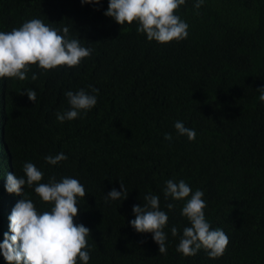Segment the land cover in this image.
I'll return each mask as SVG.
<instances>
[{
	"label": "trees",
	"instance_id": "16d2710c",
	"mask_svg": "<svg viewBox=\"0 0 264 264\" xmlns=\"http://www.w3.org/2000/svg\"><path fill=\"white\" fill-rule=\"evenodd\" d=\"M195 3L185 0L176 12L188 24L187 38L160 44L138 33L136 22L120 26L105 16L108 0H0V31L38 18L68 27L70 38L92 50L78 67L44 73L34 65L24 81L0 78V243L11 235L8 217L18 200L31 199L40 213L53 206L35 185H25L22 196L5 191L7 174L23 177L31 162L43 172L41 183L70 177L84 186L74 222L90 229L88 264H264V102L257 90L264 87V0ZM89 86L98 89L95 107L59 122L56 114L70 109L65 93L92 94ZM26 90L36 92L35 102L20 94ZM176 121L194 129L195 140L179 135ZM59 153L67 160L45 162ZM169 179L204 192L206 220L229 238L221 257L176 251L191 226L181 215L190 197L165 199ZM120 183L127 198L105 202ZM148 194L169 218L166 255L151 233L129 224ZM0 264H7L2 254Z\"/></svg>",
	"mask_w": 264,
	"mask_h": 264
},
{
	"label": "clouds",
	"instance_id": "9594fccd",
	"mask_svg": "<svg viewBox=\"0 0 264 264\" xmlns=\"http://www.w3.org/2000/svg\"><path fill=\"white\" fill-rule=\"evenodd\" d=\"M99 4L100 0H81V4ZM204 0H196L194 8L199 9ZM185 0H108L104 15L112 18L118 25L125 23L138 24L136 31L144 33L148 41L167 44L182 41L188 36V24L177 14ZM62 31V34H60ZM91 49L80 44L77 38L69 37V28L62 30L45 24L41 19L33 18L23 22L19 28L10 32L0 31V78L26 80L32 66H37L44 73L57 68L78 67L84 58L91 54ZM35 73L31 79H37ZM91 88V86H89ZM259 100L264 102V87L257 89ZM92 94L84 89L76 92L67 91L70 109L63 114L57 113L56 118L63 123L80 118L81 113L87 114L97 104L98 89L91 88ZM29 101H36V92L26 90ZM176 132L186 136L189 141L196 138L194 129L185 127L183 122L176 121ZM166 140L172 136L165 134ZM64 153L46 156L45 162L56 165L67 160ZM24 176L18 178L13 173L6 176L5 191L9 194L22 196L24 186L34 187V192L42 202L53 205L50 211L38 212L31 199L21 198L11 210L8 217L9 231L4 234L0 243V254L7 264H88L90 260L88 237L90 229L83 224H76L74 218L79 214L78 198H84L86 191L79 180L63 177L57 182L55 176L48 182L41 183L43 172L35 164L26 162L23 165ZM164 197L173 201L187 199L181 209V215L190 222V227L183 229L176 251L184 257H191L201 249L207 252L210 259L221 257L229 243L227 234L220 228L212 229L205 218L206 202L204 192L192 191L184 180L165 182ZM121 191L112 189L105 196V202L127 198L128 192L120 183ZM146 203L134 205L132 212L135 218L129 221L137 233H151L153 241L158 245V253L166 255V234L164 228L168 215L160 210L159 197L145 195ZM172 210L173 203L166 204ZM178 229L173 226L171 234L177 235Z\"/></svg>",
	"mask_w": 264,
	"mask_h": 264
}]
</instances>
